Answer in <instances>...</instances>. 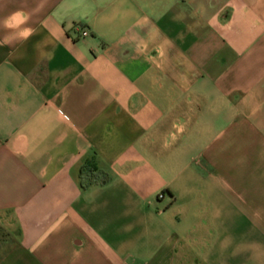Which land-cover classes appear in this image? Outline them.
Wrapping results in <instances>:
<instances>
[{"label": "crops", "instance_id": "obj_1", "mask_svg": "<svg viewBox=\"0 0 264 264\" xmlns=\"http://www.w3.org/2000/svg\"><path fill=\"white\" fill-rule=\"evenodd\" d=\"M0 264H264V0H0Z\"/></svg>", "mask_w": 264, "mask_h": 264}, {"label": "built area", "instance_id": "obj_2", "mask_svg": "<svg viewBox=\"0 0 264 264\" xmlns=\"http://www.w3.org/2000/svg\"><path fill=\"white\" fill-rule=\"evenodd\" d=\"M89 35V31L88 30H86V29H83L82 31H81V36L82 37H85V36H88ZM165 196V192H160L158 195H157V198L158 199H162L163 197Z\"/></svg>", "mask_w": 264, "mask_h": 264}]
</instances>
